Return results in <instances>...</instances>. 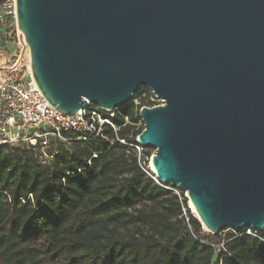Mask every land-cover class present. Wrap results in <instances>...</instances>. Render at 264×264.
<instances>
[{
  "label": "water",
  "instance_id": "95a60500",
  "mask_svg": "<svg viewBox=\"0 0 264 264\" xmlns=\"http://www.w3.org/2000/svg\"><path fill=\"white\" fill-rule=\"evenodd\" d=\"M23 48L63 114L141 87L137 143L212 234L264 230V0H17Z\"/></svg>",
  "mask_w": 264,
  "mask_h": 264
},
{
  "label": "trees",
  "instance_id": "16d2710c",
  "mask_svg": "<svg viewBox=\"0 0 264 264\" xmlns=\"http://www.w3.org/2000/svg\"><path fill=\"white\" fill-rule=\"evenodd\" d=\"M132 99L116 129L72 135L49 163L0 147V264H264V230L212 234L185 192L156 180L137 124L158 103L147 87Z\"/></svg>",
  "mask_w": 264,
  "mask_h": 264
},
{
  "label": "built area",
  "instance_id": "2783aa9c",
  "mask_svg": "<svg viewBox=\"0 0 264 264\" xmlns=\"http://www.w3.org/2000/svg\"><path fill=\"white\" fill-rule=\"evenodd\" d=\"M22 48L17 0H0V147L32 150L46 164L57 154V144L71 142L72 135L88 141L103 136L108 125L116 129L113 123L116 110L91 101L76 115L57 110L38 87L31 59L26 58L27 54L20 56ZM148 89L150 99L162 104L156 93ZM252 231L249 228L247 232Z\"/></svg>",
  "mask_w": 264,
  "mask_h": 264
},
{
  "label": "rangeland",
  "instance_id": "374dc122",
  "mask_svg": "<svg viewBox=\"0 0 264 264\" xmlns=\"http://www.w3.org/2000/svg\"><path fill=\"white\" fill-rule=\"evenodd\" d=\"M15 47H17L16 45L15 46H12V48H15ZM157 103L159 102V104H161V101H156ZM142 123H143V120H141V121H139L138 122V124H137V128L138 127H140L141 125H142ZM147 149H151V148H147ZM139 150H137V152H138ZM155 152V148H153V150H152V152H151V157H150V159H149V162H148V168L150 169V171L151 172H153V170H152V168H151V160H152V156H153V153ZM138 154H139V157H141V154L138 152ZM154 173V172H153ZM185 196H186V192H185ZM188 199V198H187ZM189 200V199H188ZM189 206H191L190 205V200H189ZM190 209H191V212L192 213H194L193 212V209H192V207H190ZM194 215H195V213H194ZM202 224V223H201ZM202 227H203V229H205L206 231H208V229H206L205 227H204V225L202 224ZM229 230H226V231H223V232H220V233H217V234H219L222 238H224V236L227 234V232H228ZM209 232V231H208Z\"/></svg>",
  "mask_w": 264,
  "mask_h": 264
},
{
  "label": "bare ground",
  "instance_id": "6f19581e",
  "mask_svg": "<svg viewBox=\"0 0 264 264\" xmlns=\"http://www.w3.org/2000/svg\"><path fill=\"white\" fill-rule=\"evenodd\" d=\"M26 58H27V59H29V57H28V53H27V56H26ZM29 61H30V59H29ZM192 209H193V207H192ZM193 212H194V210H193Z\"/></svg>",
  "mask_w": 264,
  "mask_h": 264
},
{
  "label": "crops",
  "instance_id": "0c3cea01",
  "mask_svg": "<svg viewBox=\"0 0 264 264\" xmlns=\"http://www.w3.org/2000/svg\"><path fill=\"white\" fill-rule=\"evenodd\" d=\"M16 52H17V49H16Z\"/></svg>",
  "mask_w": 264,
  "mask_h": 264
}]
</instances>
